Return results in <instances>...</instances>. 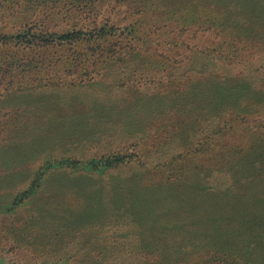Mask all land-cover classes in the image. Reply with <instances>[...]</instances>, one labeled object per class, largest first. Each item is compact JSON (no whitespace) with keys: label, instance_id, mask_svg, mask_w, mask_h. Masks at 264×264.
Instances as JSON below:
<instances>
[{"label":"rangeland","instance_id":"374dc122","mask_svg":"<svg viewBox=\"0 0 264 264\" xmlns=\"http://www.w3.org/2000/svg\"><path fill=\"white\" fill-rule=\"evenodd\" d=\"M141 1L104 2L92 18L72 13L71 25L86 37L99 23L134 32L49 48L30 69L23 50L12 55L6 44L7 32L19 30L26 0H0V66L9 63L16 74L0 72V264H153L146 243L170 253L181 244L175 264H217L237 246L248 251L239 264H264V235L251 231L264 232V192L241 184L252 170L264 180V161L244 143L258 133L240 128L250 123L263 130L264 118L240 124L222 113L213 119L217 105L197 112L203 99L192 89L196 81L214 78L220 87L224 77L243 80L246 103L264 55L233 62L240 56L216 48L226 37L222 28L195 13L183 16L176 2L147 0L141 7ZM49 21L30 23L31 32L62 30ZM112 153L127 161L103 170L87 163ZM64 161L76 167L55 171ZM126 178L172 188L200 180L230 202L205 213L181 210L161 237L122 206L125 194L113 184ZM127 198L139 199L134 191ZM9 205L15 213L6 212ZM196 215L204 221L199 238L190 244L174 238L191 233Z\"/></svg>","mask_w":264,"mask_h":264},{"label":"trees","instance_id":"16d2710c","mask_svg":"<svg viewBox=\"0 0 264 264\" xmlns=\"http://www.w3.org/2000/svg\"><path fill=\"white\" fill-rule=\"evenodd\" d=\"M107 1L111 0H26L24 17L18 21L19 30L13 33L7 32L6 44L10 43L14 49L12 55L23 50L25 65L31 69L33 64L37 65L39 63V58L42 56L40 53L47 51L49 48L62 45L70 46L77 44V42H89L102 36L122 37L134 32L130 26H126L119 33H116L113 26H108L105 23H99L98 26H95L91 31L93 33L88 35V37L80 31H75L77 29L76 25H71V21L69 20V16L72 13L86 14L87 17L90 15L92 18L94 17L93 12L96 7ZM122 1L119 0V3ZM170 2H172L171 5L175 2L178 3L177 7L182 15L195 13L200 18L208 19L212 26L215 27L216 25L222 28L226 33V37L216 44V48L222 47L223 49H228L232 51V54L241 57L233 60V62L237 61L238 63L239 60L245 61L248 58L257 59L264 55V0H198V2L191 3L183 0H170ZM141 7H147V0L141 1ZM165 8H168V6ZM155 9L156 7L154 6L153 10ZM44 13H49V16L43 18L42 14ZM47 19H50V23H55L54 27H57L59 24L62 30H50V26H47L44 28L46 33L39 36L31 32L32 26L30 23H43ZM253 47L255 49L252 51V54L244 57L243 51ZM5 70H9L10 72L8 77L16 75L15 69L9 63L0 66L1 73L4 74ZM251 79L255 82L249 80L251 86H249L247 92L250 94L251 99L246 103L242 101V91H244L246 85V82L243 80L224 77V81L221 82L224 86L220 87L214 78L208 79L212 82L196 81L192 84V89H195L194 93H199V97L203 99V103L198 105L199 109L197 112L202 113L215 104V106L217 105V110L211 116L213 119L220 118L222 113H230L231 119L234 122H240V124L254 118L263 120L264 69L257 79ZM207 119L209 117H206ZM240 128L242 131L243 128H246L250 132L258 133L251 139H246L244 143L257 147L260 151V159L264 161V127L263 130L258 131V127L252 126L249 123L240 125ZM89 159L88 165L91 164L95 166L93 168L101 170L118 163H124L125 160L127 161L126 156L122 155L119 157L114 153L99 158L90 157ZM75 164L65 161L60 162L55 171L61 173L70 171V169L76 167ZM46 168L45 166L43 171ZM42 172L39 173L41 174ZM122 180L124 181L123 183L117 181L116 184H113L116 192L121 190L122 194H125L121 196L123 200L122 206L124 208L127 207V210L133 209L134 215H136L140 223L154 225L156 233H159L161 237H166L167 233H169L168 227L170 224H175L173 222L174 219L169 218H175L176 214L181 210L190 208L195 214L199 212L205 213V210L209 207L215 206L214 203L218 204L222 201L226 205L230 202L227 197L219 193L220 191L212 192V190L208 189L207 182H200V180L196 183L197 185L194 184L195 186L187 188H183L182 186L179 188H172V186L146 187L129 178ZM241 184L250 186L254 190V193L264 192V180L253 170L251 171V175L246 176L241 181ZM183 186H187V184ZM130 191H134L138 195L139 199L137 201H128L130 200L127 198ZM5 208L7 213H15L12 212V205ZM47 214L51 215V218L57 217V214L51 211H48ZM200 218L201 216L198 215L193 218V224H190L191 233L187 230L173 237L179 236L181 241L187 239L189 244L193 238H199V229L204 224V221H200ZM154 220L161 222L158 227L157 223H154ZM251 231L253 235L257 234L258 237L264 235V232L255 233L256 231ZM171 236L172 234L169 236V239ZM259 245H264V236L259 239ZM240 246L243 247V243ZM160 247L161 245L154 246L151 243L144 244V250L154 258L153 264H156L157 260L160 264H175L177 262L175 258L180 254L183 246L179 243L176 244L175 251L172 253L167 248H163L161 251ZM204 247L206 248V246ZM237 247L233 253L226 254V257L221 256L217 264H239L240 259L246 260L248 251L237 249ZM252 251L255 252V248H252ZM253 252L251 253L253 254ZM190 256L185 255L186 258H190ZM257 262L255 261V263ZM197 264L200 263L197 262Z\"/></svg>","mask_w":264,"mask_h":264}]
</instances>
